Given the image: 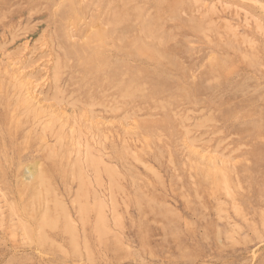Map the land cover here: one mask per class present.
Returning <instances> with one entry per match:
<instances>
[{"label":"rangeland","instance_id":"obj_1","mask_svg":"<svg viewBox=\"0 0 264 264\" xmlns=\"http://www.w3.org/2000/svg\"><path fill=\"white\" fill-rule=\"evenodd\" d=\"M0 264H264V0H0Z\"/></svg>","mask_w":264,"mask_h":264},{"label":"bare ground","instance_id":"obj_2","mask_svg":"<svg viewBox=\"0 0 264 264\" xmlns=\"http://www.w3.org/2000/svg\"><path fill=\"white\" fill-rule=\"evenodd\" d=\"M119 87V86H118ZM27 97V96H26ZM31 97V96H30ZM28 103V102H27ZM204 157V156H203ZM35 163L33 164H30L29 166H27V175H28V177H30V178H34L35 176H36V169H35ZM78 168V167H77ZM80 172V171H79ZM41 175V174H40ZM42 176H44V175H42ZM39 178V177H38ZM40 181V180H39ZM41 181H42V179H41ZM43 184H44V182H42ZM42 183L40 184L41 186H42ZM47 183V182H46ZM83 183V182H82ZM37 186V185H36ZM50 186V185H49ZM40 187V186H39ZM44 189V188H43ZM48 190V189H47ZM46 190V191H47ZM49 191V190H48ZM37 193H38V191H37ZM41 193V192H40ZM39 193V194H40ZM48 193V192H47ZM87 193V192H86ZM77 194H78V192H77ZM38 196V195H37ZM46 196V195H45ZM78 195H76V197H77ZM38 198V197H37ZM32 199H33V197H32ZM34 203V202H33ZM32 203V204H33ZM60 204V203H59ZM104 204V203H103ZM47 206V205H46ZM62 205L60 204V209H62V207H61ZM62 211H63V209H62ZM96 211H97V216H98V214H99V212H100V210H98V209H96ZM103 211V210H102ZM43 223H52V220L50 219V218H48V216H46V218H44L43 220ZM99 221H100V224H103L104 223V217H102V215L101 214H99ZM70 224V223H69ZM71 225V224H70ZM72 226V225H71ZM69 228H70V226H69ZM71 229V228H70ZM42 232H43V230H42ZM74 232H75V229H72L71 230V233L70 234H72V236L74 235ZM75 236V235H74ZM73 236V242L75 241V239H76V237H74ZM72 245V244H71Z\"/></svg>","mask_w":264,"mask_h":264}]
</instances>
